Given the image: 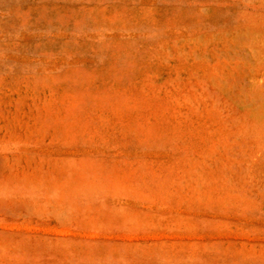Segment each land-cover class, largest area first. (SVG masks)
<instances>
[{"label": "rangeland", "instance_id": "1", "mask_svg": "<svg viewBox=\"0 0 264 264\" xmlns=\"http://www.w3.org/2000/svg\"><path fill=\"white\" fill-rule=\"evenodd\" d=\"M0 264H264V0H0Z\"/></svg>", "mask_w": 264, "mask_h": 264}]
</instances>
